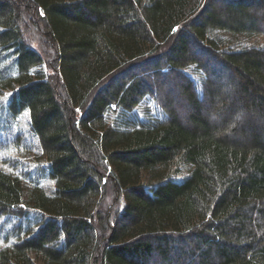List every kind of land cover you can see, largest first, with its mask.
<instances>
[{"label": "trees", "instance_id": "trees-1", "mask_svg": "<svg viewBox=\"0 0 264 264\" xmlns=\"http://www.w3.org/2000/svg\"><path fill=\"white\" fill-rule=\"evenodd\" d=\"M220 33L264 0H0V160L47 162L0 167V264H264V47Z\"/></svg>", "mask_w": 264, "mask_h": 264}, {"label": "rangeland", "instance_id": "rangeland-1", "mask_svg": "<svg viewBox=\"0 0 264 264\" xmlns=\"http://www.w3.org/2000/svg\"><path fill=\"white\" fill-rule=\"evenodd\" d=\"M221 34V36L222 37H226V38H228V40H230L231 41V46H236V45H238V44H240V42L242 41V42H246V41H248V43H250V44H252V43H254L255 45H257V46H261V47H264V38H262V37H252V39H250V40H246V38H242V37H239V36H235V35H232V34H227V33H220ZM237 39H240V40H237ZM244 45H247V43H243ZM44 71H46V70H44ZM49 71V70H48ZM49 72H51V70L49 71ZM167 90V89H169V86L168 87H166V86H163V90ZM159 91V90H158ZM152 97H150V100H148L147 102H145V103H142V105L137 109V111L136 112H134V114L136 115H134V114H131V117L132 118H137V117H139V118H142V120H143V118H144V114H145V111H146V109L145 108H147L148 107V109H151L150 110V112H152L155 116H157V117H161V113H160V111H159V107L161 108L162 106H160V103H157L156 102V104H154L153 102H152ZM135 116V117H134ZM138 119V118H137ZM22 125H23V127H25V130L26 131H28V128H27V125H28V118H27V116H23L22 117ZM27 136L30 138V136L27 134ZM37 143H35V142H33V145H31V144H26V146H25V148L24 149H30L31 151H30V153L29 154H25L26 153V151H25V153H23V151H17V152H15L14 151V149L12 148V146H9L10 148H11V150H7V152H3V154L1 155V157H4V158H7V156H9L11 153H14V155L13 156H15L16 157V159L18 160V162H19V165L18 166H12V165H10V164H7V163H3V162H1L2 160H0V167H3L6 171H8V172H14L15 174L17 173H19L21 170L23 171V172H28V170L26 169L25 170V168H27L28 166H29V168H33V167H35V166H37V165H41L42 167H46V165H45V163H47L46 161H45V159H44V157H42V155H43V153L42 152H40L39 151V149H37ZM19 158V159H18ZM21 163V164H20ZM24 164V165H23ZM188 173H189V170H188V168H185V169H183V172L181 173V175H180V179H183L184 177H186L187 175H188ZM24 174V173H23ZM31 176L36 180V181H41V182H45V183H49V184H51V182H49V181H47V178H46V175H42L41 173H32L31 174ZM28 178V177H27ZM28 183V182H27ZM26 182H25V185L26 186H29L28 184H27ZM108 189V188H107ZM49 194H50V192H48ZM112 193H110L109 191L105 194V198H104V200H106V201H110L111 200V197H110V195H111ZM117 199H119V198H117ZM116 205L113 203V204H111V208H113L112 210V214L114 215L115 214V212L116 211H118L119 210V208L121 207V206H123V202H122V199H121V204H120V201L118 200V201H116ZM106 205H107V203H105ZM122 208V207H121ZM122 212V211H121ZM111 213H110V215H112ZM4 246V244L2 243V242H0V249H2V247ZM40 259V258H39ZM37 264H42V262L40 261V260H38L37 261Z\"/></svg>", "mask_w": 264, "mask_h": 264}]
</instances>
